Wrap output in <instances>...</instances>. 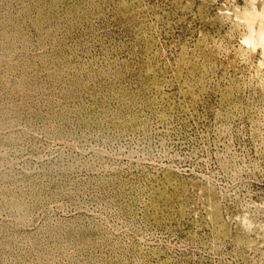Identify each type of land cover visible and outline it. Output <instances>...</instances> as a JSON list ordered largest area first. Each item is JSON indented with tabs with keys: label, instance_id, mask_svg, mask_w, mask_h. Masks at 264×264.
<instances>
[{
	"label": "rangeland",
	"instance_id": "374dc122",
	"mask_svg": "<svg viewBox=\"0 0 264 264\" xmlns=\"http://www.w3.org/2000/svg\"><path fill=\"white\" fill-rule=\"evenodd\" d=\"M263 16L0 0V264H264Z\"/></svg>",
	"mask_w": 264,
	"mask_h": 264
},
{
	"label": "bare ground",
	"instance_id": "6f19581e",
	"mask_svg": "<svg viewBox=\"0 0 264 264\" xmlns=\"http://www.w3.org/2000/svg\"><path fill=\"white\" fill-rule=\"evenodd\" d=\"M264 17V16H263ZM262 24V23H261ZM260 24V25H261ZM262 25H264V24H262ZM261 27V26H260ZM251 28V27H250ZM260 30L259 31H256V33L255 34H257L258 36V38H257V40H259V42H260V44H264V30H263V28H259ZM262 29V30H261ZM258 32V33H257ZM252 35H253V33H252V31H251V39L253 38L252 37ZM248 40V41H247ZM246 41L247 42H250V41H252V40H250V38H248V39H246ZM253 46H254V44H253ZM262 50H263V48H262Z\"/></svg>",
	"mask_w": 264,
	"mask_h": 264
}]
</instances>
